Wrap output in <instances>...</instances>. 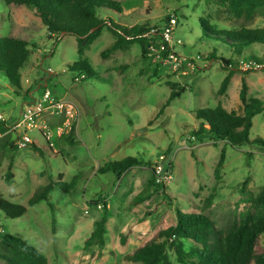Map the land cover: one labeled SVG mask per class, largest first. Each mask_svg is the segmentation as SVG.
<instances>
[{
  "label": "rangeland",
  "instance_id": "obj_1",
  "mask_svg": "<svg viewBox=\"0 0 264 264\" xmlns=\"http://www.w3.org/2000/svg\"><path fill=\"white\" fill-rule=\"evenodd\" d=\"M117 1L120 14L108 11L101 16L120 26L145 24L161 32L164 25L160 22L174 15L169 44L178 56L176 64L166 58L155 69L160 58L144 62L135 45L102 59L101 53L115 40L108 26L80 56L73 35H50L29 9L7 10L0 3V36L7 35L9 20L39 29L30 42L29 61L20 71L21 94L16 95L0 75V116L4 119L0 122L5 129L0 132V195L27 208L15 220L0 214V232L28 241L48 264H139L130 260L131 254L157 232L174 226L176 210L204 214L216 229L225 231L253 211L252 199L264 186V150L232 147L210 137L199 141L191 135L197 129V110L220 105L228 112L242 113L239 93L243 79L248 96L261 98L264 107V46L237 55L219 42L205 39L197 19H205L218 30L256 29L264 27V14L249 21L236 19L220 0ZM209 53L213 55L210 62L205 60ZM250 53L263 64L250 62ZM221 58L236 62L241 70L231 77L224 94L218 93L227 75ZM83 60L99 79L80 82V74L68 70ZM168 82L183 91L158 116L170 94ZM45 92L54 102H61L65 112L50 107L42 112L35 118L34 128L23 130L31 142L19 149L22 136L13 123ZM72 126L74 145H69L61 135ZM255 137L264 140V110L252 121L250 138ZM33 142L49 143L51 152L41 158L32 150ZM11 145L17 151L12 152ZM221 152L224 162L216 179L214 169ZM126 157L145 164L130 169L119 180L98 173L106 163ZM158 165L163 167L161 175L170 174L162 184L155 182ZM60 175L67 184L77 177L68 193L56 187L47 202L28 207L34 192L56 182ZM104 202L105 245L99 250L96 245L86 246L85 240L101 216ZM260 243L264 246V237ZM184 247L190 249L188 243ZM169 254L172 263L179 264Z\"/></svg>",
  "mask_w": 264,
  "mask_h": 264
},
{
  "label": "trees",
  "instance_id": "obj_2",
  "mask_svg": "<svg viewBox=\"0 0 264 264\" xmlns=\"http://www.w3.org/2000/svg\"><path fill=\"white\" fill-rule=\"evenodd\" d=\"M220 1L226 4L228 13L236 19L249 21L255 15L264 14V0ZM0 3L7 10L29 9L40 19L41 24L50 35H57L58 38L63 35H73L76 38L77 53L80 56L100 36L104 26H108L115 40L101 53L102 59L135 45L144 62L154 63L156 57L160 58L154 63L155 69H158L160 63L168 57L172 50L170 44L163 40L162 31L160 32L155 27L145 24L131 27L120 26L102 18V12L121 13V5L117 0H0ZM173 17H166L160 23L164 25V28H169ZM197 22L205 39L219 42L224 48L237 55L242 54L244 49L264 46V27L218 30L205 19L198 18ZM38 31L39 29L32 25L18 26L9 20L7 35L0 36V75L14 89L16 95H20L22 92L20 71L29 61L30 42ZM153 51L155 54H152ZM42 57L43 54L38 60L40 61ZM212 59L213 55L209 53L205 60L210 62ZM247 59L255 66L263 64L262 60L252 53ZM220 62L221 68L227 71L218 91L219 94H224L231 77L241 70L238 69L237 63L231 60L221 58ZM68 70L80 74L78 78L80 82L94 78L99 79V76L91 70L85 60L74 64ZM155 74L156 70H154L153 76ZM166 85L170 88V94L158 116L173 100L179 98L183 91L171 82ZM241 85L239 99L242 113L228 112L220 105L197 110L194 113L197 129L191 132L193 138L200 141L202 137H210L232 147L251 146L264 150L262 138H250L252 121L264 110L262 99L248 96V86L244 79ZM1 126H4V122H0V132H4L5 129ZM74 137V126L71 127L69 133L61 135V138L69 145H74ZM10 147L12 152L17 151V146L11 145ZM31 147L41 158L48 156V153L51 152L49 143L38 145L33 142ZM192 157L194 158L193 154ZM223 162L224 152H221L220 160L214 169L216 179H219ZM144 164L143 160L136 157H126L120 161L106 163L98 170V173L101 175L112 174L116 180H119L130 169ZM169 166L171 167V164ZM10 169L11 167L8 168V172ZM61 177L60 175L56 182L51 181L36 190L28 201V207H33L40 202H47L56 187L68 193L77 177L73 178L71 184L62 182ZM6 179L7 181L10 179L9 174ZM207 202L210 203V200ZM252 206L253 211L243 214L238 222L233 223L225 231L216 229L214 222L204 214L184 213L176 210L175 225L157 232L144 245L136 248L129 258L132 262L139 264H173L169 254L172 252L179 264H264V246L260 243L261 237H264V186L252 199ZM26 213L25 206L11 203L0 195V214L7 219H19ZM106 213V203L104 202L102 214L96 221L90 236L85 240L86 246L96 245L99 250L104 247ZM184 243L190 245L189 250L185 249ZM0 263L48 264L45 256L28 241L1 232Z\"/></svg>",
  "mask_w": 264,
  "mask_h": 264
},
{
  "label": "built area",
  "instance_id": "obj_3",
  "mask_svg": "<svg viewBox=\"0 0 264 264\" xmlns=\"http://www.w3.org/2000/svg\"><path fill=\"white\" fill-rule=\"evenodd\" d=\"M171 35H172V27L164 28L162 30V37L165 42L168 44L171 41ZM162 49V48H161ZM168 60H171L173 63L176 64L177 62V55L173 52V50L170 51L167 57ZM176 66V65H175ZM63 104L61 102H54L51 98V95L49 92H45L41 99L36 100L34 103L28 104L20 113V117L18 118L17 122L15 123L16 132H19V135H21V140L18 142V147L25 148L28 143H30V139L26 134L23 133V130H29L31 128H34V120L37 118L42 112H44L47 108H52L56 110V112L64 113L65 109L63 108ZM3 117L0 116V121H3ZM23 133V134H22ZM158 169L155 176V182L162 184L164 180H167L170 178V174L164 173L161 175V172L163 171V167L161 165H158Z\"/></svg>",
  "mask_w": 264,
  "mask_h": 264
}]
</instances>
